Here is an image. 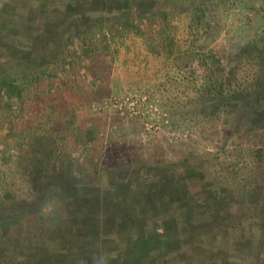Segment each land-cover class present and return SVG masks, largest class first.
Here are the masks:
<instances>
[{"label":"rangeland","instance_id":"rangeland-1","mask_svg":"<svg viewBox=\"0 0 264 264\" xmlns=\"http://www.w3.org/2000/svg\"><path fill=\"white\" fill-rule=\"evenodd\" d=\"M127 1L75 0L78 7L73 6L71 18L64 10L67 0H0V63L12 57L15 60L6 66L15 67L18 56L32 51L29 61L38 72L35 79L17 75L23 89L20 100L14 94L6 103L0 94V246L21 239L28 244L38 234L49 238L55 235L49 225L88 210L66 206L54 191H41L47 183L23 175L18 161L29 155L22 144L31 122L41 123V128L52 125L60 146L57 151L68 168L69 163L73 169L82 166L79 175L87 182L102 178L109 195L118 190L123 195L129 186V202L146 208L143 212L154 201L142 194L148 173L158 172L144 165L149 160H170L177 163L171 167L184 171L180 161L189 157L236 187L239 203L249 201L248 187L263 191L258 181L264 179V156L257 159L256 151L264 145V127L235 126L230 106L224 111L198 101H213L216 91L209 88L210 81L223 84L225 90H246L256 81L260 56L250 44L264 46V0H171L182 3L181 16L177 8L174 15L145 17L134 22L137 30L132 20L126 22L125 16L112 11ZM49 11L54 13L52 21L57 17L62 22L59 29L65 44L59 51L55 41L47 42L38 32L51 19ZM29 21L35 23L33 28L25 27ZM7 149L17 150V158L12 154L6 161ZM132 160L135 170L128 172L131 177L125 184L128 173L118 164L130 166ZM190 176L194 174L177 177L178 193L184 200L200 206L204 201L205 209L211 208L213 192L222 189L217 178L198 182ZM245 215L250 218L252 212L248 209ZM120 225L103 224L96 243L88 246L99 248L102 260L118 252L120 246L109 231H118ZM222 239L234 237L217 238ZM261 243L256 252L264 257ZM233 244L244 250L238 254L244 261L253 255L247 243ZM52 247L66 249L60 240ZM64 255L71 261L64 259L61 264H88L87 259L78 263L74 256ZM98 257L99 251L92 260Z\"/></svg>","mask_w":264,"mask_h":264},{"label":"trees","instance_id":"trees-1","mask_svg":"<svg viewBox=\"0 0 264 264\" xmlns=\"http://www.w3.org/2000/svg\"><path fill=\"white\" fill-rule=\"evenodd\" d=\"M167 1L168 4H166ZM127 2L122 5L117 4L118 6L112 8V11L125 16L126 22L132 20L135 30L138 25H135L134 22L145 17L152 18L165 13L174 15V10L177 8L180 16L183 13L181 11L182 3L173 4L171 0H128ZM76 5L75 0H67L64 8L65 14L70 13L73 18L75 16L72 14L73 6L77 8ZM167 7H171L173 11H167ZM48 13V20L51 17L48 24L41 28L37 27V29L40 28L38 32H41L44 40L55 41L53 46L56 51H59L60 47L65 44V39L59 29L62 22L57 17H54L55 20L52 21L54 13L50 11ZM34 26L35 23L32 21L25 23L26 28ZM170 40L171 43H175V37ZM252 42L255 43L250 44L251 48L253 51L259 50L255 54L260 56L259 67L254 73L257 76L256 81L249 88L247 86L246 90L244 88L225 90L223 84L217 85L215 81H210L209 88L212 87L211 89H214L216 94L213 96L212 102L205 100L208 104L211 102L212 105H207L203 100L196 101L199 105L203 104L208 108L213 106L214 109L219 108L224 111L230 106L234 125L245 124L248 129L252 128L253 130L256 126L264 127V46L256 41ZM32 53V51H28L27 54L18 56V63L15 67L6 66L8 62L11 64L10 60H15L12 57L0 63V94L6 103L12 101L14 94L17 95V99H21L23 89L17 83L18 74L23 79H35V76H38V72L31 67V61H29V56ZM25 56H28L27 60H24ZM23 64H25L24 67H22ZM201 98L204 99L203 96ZM40 126L41 123L31 122L23 136L22 146L29 150L27 159L22 158L21 160L20 158L18 161L20 168L24 169L23 175L30 180H41L42 183H47L41 191H54L62 198V203L66 206L77 205L87 207L88 210L85 215L62 217L61 221L49 225V228H52L51 230L55 233L49 238L38 234L31 238L28 244L21 239L14 245L0 246V253L2 252L0 258L2 257L3 262L0 264H61L64 259L71 261L65 257L64 253L74 256V261L78 263L87 259L88 264H93V262L99 264H264L263 255L261 256V253L257 255L256 252L258 243L264 242V179L258 181L263 185V191L255 192L253 188L248 187L246 192L250 195L249 201L239 203V200L236 201V199L240 194L236 187L229 185L228 181H222L218 177V172L215 175L208 173L202 164L192 162L189 157L180 161V165L185 167L184 171H180V167H171L177 163H172L170 160H149L144 165L158 172L148 173V183L142 194H145L146 199L151 198L154 201H149L151 206L143 212L146 208L134 201L129 202L130 199L127 195L129 186H127L128 189L124 188L127 193L122 191L123 195L119 190L114 195H109V192L102 187V178H99L98 182H87L84 180V176L79 175L83 171L82 166L73 169L69 163L70 168H68L57 151L60 146L52 125H47L45 128ZM40 144L48 150L39 151L42 150ZM7 150L9 152L4 157L7 158L6 161L10 162L9 156L12 154L17 158V150H14V153H10V149ZM256 154L257 159H263L264 145L257 149ZM215 158L218 159V157ZM132 162L134 161L128 162L131 167L122 166L123 161H120L118 165L121 166V170H126L128 173L135 170L133 167L136 165L132 166L130 164ZM8 168L5 170L8 171ZM186 172L193 173L194 176L189 178H195L198 182L201 179L217 178V183L222 186V189L218 194L213 192L211 208L205 209L204 201L200 206V202L184 200L183 195L178 193L180 180L177 177ZM94 175L96 176V173ZM128 175L126 174L123 179L125 184L129 183L131 174ZM89 176L94 178L91 173ZM240 179L237 176V180L240 181ZM205 192L202 194L204 195ZM14 193L13 191L12 199L16 196ZM248 209L252 212V217L245 218ZM97 213L100 214L99 218L93 216ZM100 221L105 223L99 225ZM106 223L121 224L118 231H109L114 235V243L120 246L119 250L117 252L116 249V254L109 255L102 260L101 250L98 248L99 257L92 260L93 254L98 251L88 246L96 243L95 237L100 234L98 232L101 231V226ZM229 234H232L234 239H227V242L224 239L217 240L218 237L219 239L227 238ZM259 234L263 235L261 239ZM57 240H60L66 249L52 247V244ZM205 242L209 246H206ZM233 243L238 245L247 243L248 251L253 255L244 261L238 256V254L244 253V250L236 249ZM18 248L21 249V252L26 250V253H18Z\"/></svg>","mask_w":264,"mask_h":264}]
</instances>
